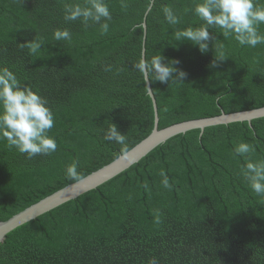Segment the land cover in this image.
<instances>
[{
    "label": "trees",
    "instance_id": "obj_1",
    "mask_svg": "<svg viewBox=\"0 0 264 264\" xmlns=\"http://www.w3.org/2000/svg\"><path fill=\"white\" fill-rule=\"evenodd\" d=\"M105 2L111 20L102 35L91 19L87 27L82 18L64 20L66 3L85 0H0V67L47 99L49 135L57 142L51 155L28 159L0 141V221L72 183L65 169L73 160L84 177L151 132L152 102L134 68L142 48L149 63L161 55L186 73L180 83L149 81L158 128L264 106V44L240 46L214 26L206 52L176 39L203 23L193 11L202 0H123L127 8ZM165 6L178 24L165 20ZM57 29L71 39L55 40ZM34 40L42 43L32 54L25 45ZM111 124L126 135L125 145L104 139ZM239 142L254 151L236 154ZM249 162L264 164V117L176 134L94 189L8 232L0 264H147L152 257L159 264H264V197L243 179Z\"/></svg>",
    "mask_w": 264,
    "mask_h": 264
},
{
    "label": "clouds",
    "instance_id": "obj_2",
    "mask_svg": "<svg viewBox=\"0 0 264 264\" xmlns=\"http://www.w3.org/2000/svg\"><path fill=\"white\" fill-rule=\"evenodd\" d=\"M121 6L127 8V3L121 0ZM162 11L168 22L172 24L180 22V17L174 14L171 7L165 6ZM193 11L203 23L199 27H188L178 31L175 36L177 40L183 38L198 45L201 52L208 51L209 27L212 26L220 29L225 39L234 38L240 46L255 48L259 44H264V34L259 32V26L264 24V6L257 5L255 0H202L194 5ZM80 18L85 27L88 26L89 19L99 24L102 35L109 31L108 21L111 20V13L105 0H85L83 6L79 3L64 5L65 21H76ZM54 38L57 41L70 40L71 33L67 29H57L54 31ZM41 43L34 40L25 46L35 54ZM223 47V43L216 42L217 49ZM219 58L225 59L223 53ZM164 59L161 55H155L149 63L145 58H141L134 68L142 73L146 84L148 81L182 82L186 73L174 66L179 62L164 63ZM104 70L112 69L109 65ZM53 126L54 115L47 99L33 91L31 87L22 85L13 71L7 67H0V141L6 140L9 149L14 148L20 154H26L28 159L37 155H51L57 150L55 138L49 135ZM104 139L122 146L126 144V135H122L115 124L109 125ZM233 150L236 154L242 155L254 151V148L249 143L239 142L234 145ZM122 155L127 158L126 147ZM78 166L79 161L73 160L65 169L66 178L76 185L83 182V177L77 170ZM246 169L243 179L258 197H264V164L249 162ZM160 175L163 187L171 190L173 185L170 184L166 173L161 170ZM142 187L147 190V182ZM155 222H160L158 214ZM147 264H159V261L152 257Z\"/></svg>",
    "mask_w": 264,
    "mask_h": 264
},
{
    "label": "water",
    "instance_id": "obj_3",
    "mask_svg": "<svg viewBox=\"0 0 264 264\" xmlns=\"http://www.w3.org/2000/svg\"><path fill=\"white\" fill-rule=\"evenodd\" d=\"M142 27L143 34H145L146 25L144 22H142ZM141 58H144V48H142L141 51ZM146 88L153 107V129L145 138L127 150V158H124V156L120 154L108 164L84 176L82 183L76 185L74 182H72L14 214L7 220L0 221V242L8 232L17 226L34 219L42 213L68 200L76 198L88 190L94 189L96 186L114 177L124 169L128 168L131 164L140 160L158 144L164 142L166 139L176 134L184 133L190 129L198 128L200 131H203L205 127L212 125L227 124L237 121L250 122L252 119L264 117V106H262L250 110L236 111L231 113L221 112L216 116L185 120L163 128H158L157 107L149 81L146 84Z\"/></svg>",
    "mask_w": 264,
    "mask_h": 264
}]
</instances>
